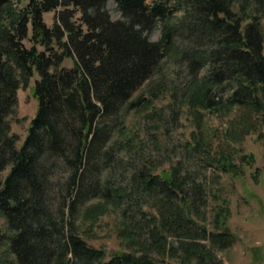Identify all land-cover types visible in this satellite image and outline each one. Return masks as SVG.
<instances>
[{
    "label": "trees",
    "instance_id": "1",
    "mask_svg": "<svg viewBox=\"0 0 264 264\" xmlns=\"http://www.w3.org/2000/svg\"><path fill=\"white\" fill-rule=\"evenodd\" d=\"M17 1L0 0V215L8 230L0 244L7 242L16 264H157L151 253L164 255L167 248L197 264L218 263L211 249L225 246L234 234L192 218V201L205 206L208 194L201 182L183 175L179 162L163 168L135 149L128 152L129 181L114 183L121 163L117 149H127L135 137L125 138L116 119L169 57L189 75L181 97L172 89L173 104L179 99L218 114L237 107L264 124V0H252L249 8L247 0H113L121 13L117 20L106 10L109 0ZM246 10L252 13L243 25ZM50 11L47 25L44 14ZM177 12L183 15L167 23ZM158 21L161 38L151 42L145 32ZM33 77L37 108L18 147L10 117L19 87ZM115 132L122 137L112 140ZM151 137L161 146L156 134ZM211 145L194 139L186 150L203 146L206 165L240 172L232 151H212ZM253 159L239 156L248 165ZM186 182L193 185L192 200ZM93 199L121 206L120 236L130 250L106 259L103 248L81 236L75 222L96 210L97 204L87 205ZM156 202L165 209L150 211ZM227 212V202L214 210V226L225 224ZM137 221L150 226L144 238L136 232Z\"/></svg>",
    "mask_w": 264,
    "mask_h": 264
},
{
    "label": "rangeland",
    "instance_id": "2",
    "mask_svg": "<svg viewBox=\"0 0 264 264\" xmlns=\"http://www.w3.org/2000/svg\"><path fill=\"white\" fill-rule=\"evenodd\" d=\"M247 1L249 8L252 0ZM25 2L26 0L19 1V4L23 5ZM238 6L234 3V9L237 11ZM106 10L112 20L121 19V13L113 0L106 3ZM246 11L243 25L249 21L247 14L252 13ZM53 15V11L44 14L47 25L52 24ZM181 15L183 12H177L166 22L173 24ZM260 19L264 54L263 13ZM145 34L149 41L158 42L162 34L161 22L158 21L156 26ZM64 64L70 65V58H66ZM183 67L181 61L178 63L173 58L161 60L151 77L133 92L130 99L120 108L116 123H121L120 130L124 129L125 138L129 135L135 137L126 150L122 147L117 149L116 158L120 159L121 163L113 181L115 184L129 181L131 173L129 166L133 164V157H130L128 152L135 149L139 155L160 163L163 168H166L169 162H179L183 175L192 176L196 183L201 182L208 194L205 206L199 201H192L194 209L192 218L198 223L205 224L210 230L221 231L227 228L234 234V239L225 246L211 249L215 261L218 262L216 264H264V124L248 110L237 107L218 114L215 111L194 109L195 107L192 108L186 102L179 103V99L173 104V97L170 96L172 89L181 97L189 79ZM204 72L205 70L199 76L201 77ZM35 77L37 78V74ZM34 80L33 77L27 86L19 87L15 112L10 117L11 131L19 136L18 147L27 134L30 120L37 108V100L32 92ZM158 114L163 115L160 122L157 120ZM118 131L119 129L116 130ZM116 132L112 140L122 137ZM152 133L156 134L162 147L156 145L154 138L151 137ZM194 139L211 142L212 151L213 149L232 151L240 172L225 173L206 165V157L203 155L206 149L203 146L202 150L192 153L186 150V142ZM243 154L253 155L252 164L248 165L239 160V156ZM192 186L190 182H186L187 196L190 200L194 194ZM224 202L228 203L226 222L223 226L216 227L213 223L214 210ZM92 204H97L93 213L76 219L75 223L81 236L89 244L103 248L106 259L116 252L130 250L120 236L121 206L115 208L102 199H93L87 203ZM149 209L156 212L164 210L165 207L161 202H156ZM137 224L144 228L136 227L139 237L144 238L150 226L145 221H137ZM3 233L7 234L8 230L5 218L0 215V234ZM168 239L175 248L178 246L177 236L172 235ZM199 240L207 248L211 246L207 238ZM151 255L157 264H197L193 259L183 258L180 250L171 252L167 248L164 255L157 252ZM0 264H16L7 242L0 244Z\"/></svg>",
    "mask_w": 264,
    "mask_h": 264
}]
</instances>
